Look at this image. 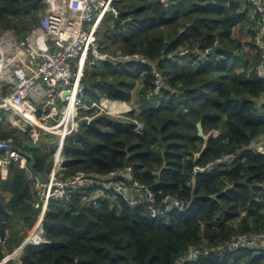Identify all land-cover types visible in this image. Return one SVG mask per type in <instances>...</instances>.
<instances>
[{
	"label": "trees",
	"instance_id": "trees-1",
	"mask_svg": "<svg viewBox=\"0 0 264 264\" xmlns=\"http://www.w3.org/2000/svg\"><path fill=\"white\" fill-rule=\"evenodd\" d=\"M240 5L246 2L173 0L165 8L157 0L116 1L119 22L106 16L103 30L109 34L99 41L112 55L115 50L117 55L141 54L149 64L129 58L85 68L86 94L88 100L105 97L129 103L142 79L141 116L130 111L100 120L96 127H78L65 140L59 175L106 174L129 165L157 202L166 194L175 195L185 202V210L154 219L144 205L131 207L114 194L91 205L82 202L81 192H74L63 204L49 205L43 240L27 243L23 264H176L190 247L208 253L184 264H264V249L212 250L235 233L264 230V154L247 153L230 165L192 173L195 165L240 150L264 135V80L254 74L259 56L252 39L243 45L234 36ZM43 7L44 0H0V34L11 31L24 39L38 25ZM215 41L223 49L205 60L179 54L214 48ZM181 58L187 59L186 65ZM152 63L167 83L160 96L153 93ZM134 118L143 124L142 133L136 132ZM197 123L203 136H198ZM16 132L0 131V137H10L14 145L30 151L34 170L47 176L54 136L46 134L41 148L29 149L24 145L28 133L18 138ZM7 188L6 199L1 190ZM33 197L25 169L10 163L6 179L0 178V218L14 221V227L31 228L38 214ZM18 236L12 238L15 242L6 240V252L21 243L25 232Z\"/></svg>",
	"mask_w": 264,
	"mask_h": 264
},
{
	"label": "built area",
	"instance_id": "built-area-1",
	"mask_svg": "<svg viewBox=\"0 0 264 264\" xmlns=\"http://www.w3.org/2000/svg\"><path fill=\"white\" fill-rule=\"evenodd\" d=\"M120 0H47V6L40 16L38 25L23 40L6 31L0 34V120L4 117L13 123L12 116L21 122L28 141L43 142V134L55 138L54 159L49 181L39 182L27 168V159L22 147L13 144L12 138L0 137V166L16 164L25 169V175L34 192L33 208L38 211L36 220L28 228L25 238L10 252H6V232L9 222L0 218V247L4 256L0 264H23L22 252L27 243L42 241L43 219L51 203L63 204L70 194L81 192L82 202L96 205L99 199L109 194L121 197L129 206L144 205L151 218H161L173 211H184L185 202L175 195L166 194L159 202L152 190L139 183L133 176V169L126 165L106 174H91L78 171L70 177L59 175L63 161L65 140L75 130L89 126L95 117L105 115L118 118L128 113L105 97L87 102V84L83 80L85 68H93L102 62L114 63L118 59L134 58L149 64L141 54L112 55L102 50L96 39V20L105 15L117 17L118 9L113 5ZM165 8L173 0H157ZM257 15V28L252 43L259 61L254 69L257 78L264 80V0H244ZM59 2V3H58ZM51 42V46L40 54L36 46ZM219 44L214 42L216 47ZM208 50H181L180 55L190 54L199 61L207 58ZM153 72V93L160 96L167 83L155 64ZM8 70V73H6ZM118 102V103H117ZM135 130L142 133L143 124L132 120ZM247 153H264V135L251 144L232 153L223 154L205 165H195L193 175L206 173L214 168L232 164ZM264 249V230L258 233H235L223 246L213 248L215 252ZM208 250L190 247L178 257L176 264L196 261Z\"/></svg>",
	"mask_w": 264,
	"mask_h": 264
},
{
	"label": "crops",
	"instance_id": "crops-1",
	"mask_svg": "<svg viewBox=\"0 0 264 264\" xmlns=\"http://www.w3.org/2000/svg\"><path fill=\"white\" fill-rule=\"evenodd\" d=\"M196 1L197 0H195V2ZM46 3H47V0H44V4H46ZM236 12L240 15V23L233 28L234 36H236L241 41V43L243 45H245L247 42H251V39H252L251 37H252L255 29L257 28V15L254 13L251 5L247 4V2H246V5H240V7L237 9ZM106 16H110V17L115 19V22H119V21H116L117 17L115 18L110 14L105 15V16L97 19L95 24H96V30H97L96 39L98 41H99L98 38H104V36H105V35H100L98 37L97 35L100 33L101 29H103V25H104L103 21H104ZM105 24L108 25V28L110 27L109 30L113 28V26H111L109 22H106ZM30 32L28 34H30ZM28 34H27V36H28ZM105 34H109V33L105 32ZM14 37L16 38L15 35H14ZM18 40H20V39H18ZM109 41H110L109 45H113L112 40H109ZM99 43H100V45L102 44L100 41H99ZM104 45L107 46L105 43L102 44L101 45L102 50L111 54L108 50H106V49L104 50ZM50 46H51V42L47 41L46 43H43V44H40L39 46H36V50H40V54H43V52H45V50L48 49ZM247 49L248 48L246 47L245 50H247ZM115 53L116 54L119 53V50H115ZM179 62L186 65L187 59L181 58V59H179ZM141 86H142V79L137 81V85H136L135 89L132 90V97H131L130 102L125 103V104H127L125 109L126 110L128 109V112L132 111L134 113V115H136V116H141V112H142L141 108H140L139 101H138V90L141 88ZM96 99H92V98L90 99L89 98V100H88V95H87V100L90 102L93 100H96ZM12 118H13V121H12L13 123H10L8 120H6L4 117H2V119L0 120V131L10 132L11 130H17V131L22 132V133L25 132V131H23V129L21 127V122H19L16 119V116H12ZM216 134H217L216 132L213 133V135H216ZM43 138H44V140H42L43 142L48 140L46 134H43ZM26 141H28V139ZM54 141H55V138H54ZM7 176H8V165L0 166V178L2 180H5ZM1 191H2L3 197H5L6 199L10 197V192H9L8 188L5 190H1ZM15 225H16V223L14 221H10V224H9L10 228L9 229L7 228L6 235H7V241L9 240V242H15L12 240V238L14 239L15 235L19 238L18 235L19 234L23 235V232H25L24 229H27L26 227L21 226V224L17 225V227H14ZM13 228L16 229L15 232H13L14 231ZM12 232L15 233V235L12 234ZM10 239L12 241H10ZM9 245H11V243H9Z\"/></svg>",
	"mask_w": 264,
	"mask_h": 264
},
{
	"label": "water",
	"instance_id": "water-1",
	"mask_svg": "<svg viewBox=\"0 0 264 264\" xmlns=\"http://www.w3.org/2000/svg\"><path fill=\"white\" fill-rule=\"evenodd\" d=\"M116 21H118V19H116ZM223 49L221 46H216L214 48H211L208 50V53L209 54H215L217 53V51ZM232 98H234V96H232ZM100 120H107V121H111L112 118L108 117V116H105V115H101V116H98V117H95L91 120V123L90 125L93 126V127H96L97 126V123L100 121ZM80 126L83 125V122H81L79 124ZM196 127H197V130H198V136H203V130H202V127H201V124L200 123H197L196 124ZM24 145L29 148V149H37V148H41L42 147V142L39 141V142H30V141H25L24 142ZM24 156L26 157L27 159V168L37 177V179L39 180V182H42V183H45V182H48L49 181V177L42 174V173H38L34 170L33 168V165H34V157L32 155V153L30 151H24L23 152ZM264 154V153H263ZM216 195H213V197H215Z\"/></svg>",
	"mask_w": 264,
	"mask_h": 264
},
{
	"label": "rangeland",
	"instance_id": "rangeland-1",
	"mask_svg": "<svg viewBox=\"0 0 264 264\" xmlns=\"http://www.w3.org/2000/svg\"><path fill=\"white\" fill-rule=\"evenodd\" d=\"M57 1H59V0H57ZM58 3H59V2H58ZM115 3H116V1L113 2V5H114ZM46 6H47V4H44L43 9L40 11L39 19H40V16L42 15V13L44 12V10L46 9ZM2 34H3V33H2ZM2 34H1V35H2ZM100 35H105V31H104L103 29H101L100 33H99L97 36L99 37ZM117 103H118V102H117ZM120 105H124L125 107L127 106V104H125V103H123V102H120ZM127 110H128V109H127ZM15 135H16L18 138L22 137V133L19 132V131H17V132L15 133ZM27 230H28V229H24V231H25V236H26V234H27Z\"/></svg>",
	"mask_w": 264,
	"mask_h": 264
},
{
	"label": "bare ground",
	"instance_id": "bare-ground-1",
	"mask_svg": "<svg viewBox=\"0 0 264 264\" xmlns=\"http://www.w3.org/2000/svg\"><path fill=\"white\" fill-rule=\"evenodd\" d=\"M8 72V70H6V73Z\"/></svg>",
	"mask_w": 264,
	"mask_h": 264
}]
</instances>
